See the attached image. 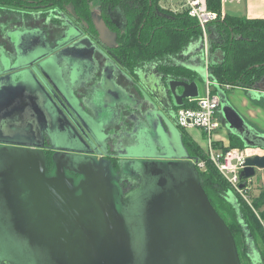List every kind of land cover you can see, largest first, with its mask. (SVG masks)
<instances>
[{
    "label": "water",
    "instance_id": "95a60500",
    "mask_svg": "<svg viewBox=\"0 0 264 264\" xmlns=\"http://www.w3.org/2000/svg\"><path fill=\"white\" fill-rule=\"evenodd\" d=\"M61 15L74 31H78L77 34L70 35V41L83 36L82 39L89 43L90 37L84 30L67 14ZM95 22L103 27L101 31L107 26L102 20ZM207 46L209 47V43L206 45L203 39L196 49L201 51V64H184L186 69L196 74L195 80L160 77L154 88L146 84L141 76L132 77L124 70L118 58H112L113 66L108 68L109 75L107 74L106 79L111 87H115L116 96H120V93L124 98L134 95L127 92L119 82V77L124 78L141 96L140 101L151 106L152 109L146 115L157 113L154 118L149 119L155 134L150 148L159 146L164 152L153 154V157L162 159L155 161L154 166L143 164L138 167V175L143 177L139 188L124 196L118 192L119 186L113 181L111 166L90 162L78 163L87 167L85 173L80 172L79 165L73 170L74 166L66 167L59 162L56 165V177L46 176V161L43 164L40 162L41 171H32L38 182H33L29 176L31 171L26 175L29 178L21 177L23 166L26 165L19 158L13 165L0 171L2 186L6 190V194L3 193L5 209L0 210V221L4 218L11 222L9 226L1 227V231H4L2 238L7 232L12 239L28 240L42 252L47 262L51 261L53 264H242L233 231L211 204L202 186L199 170L193 161L197 157H193L187 147L176 139L181 135L177 128L176 109L184 107L187 99L200 95L199 82H204L207 78L213 80L208 72L209 65L223 62L224 55L219 51L211 54L212 51L210 47L208 51ZM99 49L107 54L104 47L100 46ZM32 55L35 58L19 61L18 65L14 63L0 72V80L5 77L2 74L7 73L16 76L18 73L34 71L48 76L46 64L54 61L55 57L50 55L48 59L45 54ZM215 87L223 117L234 131L246 145L264 148V136H255L252 131L247 130L224 89L218 83ZM48 100L51 102L49 97ZM77 116L79 118L78 114ZM54 147L56 148V142ZM169 148H172L171 152ZM75 149L83 151L77 145ZM181 149H184L183 153ZM54 160H57V156ZM66 168L81 174V178L72 179L71 182L67 179ZM257 169H264V155L245 158L244 168L240 173L244 179L241 187L247 179L256 176ZM95 173H98V178L92 176ZM17 177H21L20 181L15 180ZM43 189L48 190V201H41V197L37 195ZM28 192L36 194L39 199L27 207L18 204L17 195L24 197ZM58 193V196L54 195ZM228 195V201L236 208L247 242L257 250L258 258V247L241 213L240 204L233 192ZM58 201L60 203L57 204ZM138 206L141 210L138 215H133L131 210ZM41 254L29 257L28 261L7 256H1L0 259L6 261L4 264H45L39 256Z\"/></svg>",
    "mask_w": 264,
    "mask_h": 264
},
{
    "label": "flooded vegetation",
    "instance_id": "af4514ba",
    "mask_svg": "<svg viewBox=\"0 0 264 264\" xmlns=\"http://www.w3.org/2000/svg\"><path fill=\"white\" fill-rule=\"evenodd\" d=\"M4 1L0 0V72L14 63L18 65L19 61L35 58L32 54H45L48 59L52 55L55 60L46 64L48 76L34 71L16 76L2 74L5 77L0 80V171L20 158L26 165L21 177L29 178L26 175L31 171L30 180L38 182L32 171H41L40 162L46 161V176L55 177L59 162L66 167L74 166L73 170L80 162H90L111 166L113 181L124 196L139 188L143 177L138 175V167L142 164L154 166L155 161L162 159L153 157L154 149L150 148L155 134L149 119L157 113L146 115L151 106L140 101L141 96L129 83L125 88L134 95L124 98L120 93L117 97L115 87H111L106 79L108 68L113 66L112 58H117L111 50L108 34L112 25H123L120 13L109 9L107 26L102 31L103 27L96 22L94 28L75 22L90 37L88 43L83 36L70 41V35L78 31L64 21L56 5H46V0H12V4L2 3ZM163 2L158 0L160 6ZM101 9L100 4L98 11ZM57 18L61 20L57 21ZM100 46L107 54L99 49ZM177 128L181 133L180 137L175 136L178 143L187 147L191 154L186 134ZM75 145L83 151L76 150ZM163 150L161 148V153ZM142 153L146 155L141 156ZM56 156L57 160H54ZM79 166L80 172L85 173L87 167ZM73 170H65L71 182L81 178V174ZM92 176L98 178V173ZM3 193L6 194V190L0 179V210L5 209ZM37 195L41 201H48V190L43 189ZM37 195L28 192L24 197L19 194L16 198L18 204L27 207L39 199ZM9 224L11 222L4 218L0 221L1 227ZM244 236L245 243L250 245L245 232ZM11 239L7 232L5 237L0 236V257L28 261L37 252L42 253L24 238L14 239V243ZM250 246L255 257L252 263L260 264L257 250ZM5 262L0 259V264Z\"/></svg>",
    "mask_w": 264,
    "mask_h": 264
},
{
    "label": "trees",
    "instance_id": "16d2710c",
    "mask_svg": "<svg viewBox=\"0 0 264 264\" xmlns=\"http://www.w3.org/2000/svg\"><path fill=\"white\" fill-rule=\"evenodd\" d=\"M94 2L95 0H46V5H56L61 14H67L74 22L94 28L97 19L92 8ZM99 2L102 8L99 11V20L107 22L109 9L119 12L122 16L124 21L122 26L110 25L114 36L111 50L116 54L124 70L132 77L138 78L145 70L152 69L161 79L171 77L193 81L197 78L196 74L184 67L185 63H191V59L196 56L193 52L194 47L203 42V33L196 19L185 12L174 13L165 9L158 4V0H99ZM2 3L13 2L5 0ZM210 7L220 10L221 4L214 1L210 3ZM60 20L57 18V21ZM210 30L213 32L208 42L211 51H219L224 55L222 63H211L208 67L209 75L216 83L223 87L229 84L233 87L253 88L264 78V18L226 14L223 20L213 22ZM197 54L200 57L201 52L197 51ZM190 105L192 104L187 99L184 106ZM232 143L233 146H240L241 142ZM241 146L247 147L243 143ZM188 147L193 157H203L202 147L195 145L193 141L188 142ZM194 150L197 153L194 154ZM199 175L211 204L233 231L236 240L239 236H241L239 239H243L237 240L239 245L245 243L244 231L236 208L227 201L229 192L237 195L241 213L253 234L255 244L258 243L259 237L264 244V230L250 204L231 189L219 170L209 163L207 169L199 170ZM217 200L224 201L226 207L220 208ZM252 202L255 209L263 207L264 190ZM226 215L231 217V221L227 220ZM247 247L245 244L242 252L247 253ZM247 254L250 264H253L254 260L249 253ZM259 254L257 259L264 264V252L259 250Z\"/></svg>",
    "mask_w": 264,
    "mask_h": 264
},
{
    "label": "built area",
    "instance_id": "2783aa9c",
    "mask_svg": "<svg viewBox=\"0 0 264 264\" xmlns=\"http://www.w3.org/2000/svg\"><path fill=\"white\" fill-rule=\"evenodd\" d=\"M214 1L221 4L220 10H214L210 7V3ZM227 2L237 3L241 2V0H164L162 6L174 13L185 12L191 18L196 19L203 33L205 44L207 45V27L215 21L224 19L227 14L225 8V3ZM230 86L229 84L224 85L225 89ZM204 90L197 98L188 99L192 105L177 109V125L183 130L199 127L206 134L204 146L205 155L193 159L198 170H205L209 163L215 166L230 185L231 189L250 204L264 230V217L254 208L253 203L247 197V193L251 189L249 183L252 178L247 179L245 185L241 187L244 179L241 178L240 174L244 168L245 158L264 155V149L248 146L244 150H240V148L230 146L229 143H224V140L219 142L217 139V131L221 125L219 113L221 103L217 89H215V82L207 78ZM257 149L261 150L262 153H257Z\"/></svg>",
    "mask_w": 264,
    "mask_h": 264
},
{
    "label": "crops",
    "instance_id": "0c3cea01",
    "mask_svg": "<svg viewBox=\"0 0 264 264\" xmlns=\"http://www.w3.org/2000/svg\"><path fill=\"white\" fill-rule=\"evenodd\" d=\"M259 2L264 3V0H258ZM250 5L253 4L254 0H248L247 1ZM227 11V10H226ZM96 13V21H99V11L95 12ZM227 14H231V15H242V13H230L227 11ZM245 16V15H242ZM246 17L249 18H264V11L258 14H252V15H246ZM101 21V20H100ZM108 38L110 40V42L113 43V36L112 33H110V35L108 34ZM199 48L198 46L194 47V53H196L191 60V63H195L194 65H198L202 63V54L199 55L197 54L196 49ZM199 51V50H198ZM201 52V51H200ZM215 52H211V54H213ZM210 58V57H208ZM206 64V62L204 63V65ZM206 72H207V67H206ZM120 78V82L122 85H126L128 82L127 80H125L124 78ZM141 78H143L146 82V84H148L150 87H153L156 85H158V81L160 79V77L157 75L156 72H154L152 69L149 70H145L142 73ZM261 83V87L258 86H254L253 88H245V87H237V88H233V89H225V87H223L222 85L221 88L224 89L229 102L232 104V106L234 107L235 111L238 113L239 117L242 118V121L244 123V127L249 130L252 131V133L256 136V135H262L264 136V128L261 127V125H259V120L258 118H263L264 121V78L261 79L259 81ZM205 83V81H204ZM217 83L215 82V85ZM216 89V87H215ZM234 90V91H233ZM218 93V91H217ZM220 118L222 121L225 122L224 118H223V114L220 111ZM223 118V119H222ZM227 122V121H226ZM225 122V123H226ZM230 129L227 128L223 129V130H218L217 131V139L219 142H222V140H224V143L228 144L229 141L231 140V136H234L238 139V141H240L241 143H244V140L240 137V135H238V133L236 131H234L233 127L230 125V123L228 122ZM192 129V128H191ZM191 129H181L180 130L186 134V137L188 139V141H193L195 143V145L202 147L200 141H198L197 138H195V136L193 135V133H190ZM203 133V131H202ZM205 136V133H204ZM231 142V141H230ZM246 145V144H245ZM248 147V145H247ZM249 147H261L259 145L256 146H249ZM203 149L205 148L204 146L202 147ZM264 149V148H263Z\"/></svg>",
    "mask_w": 264,
    "mask_h": 264
},
{
    "label": "rangeland",
    "instance_id": "374dc122",
    "mask_svg": "<svg viewBox=\"0 0 264 264\" xmlns=\"http://www.w3.org/2000/svg\"><path fill=\"white\" fill-rule=\"evenodd\" d=\"M248 0H241V2H235V3H231V2H227V3H225L226 5H225V8H226V10L228 11V12H230V13H242V15H252V14H258V13H261V12H263L264 11V3H262V2H259L258 0H254V2H253V4H249L248 2H247ZM92 8H93V10H94V12H98V10L100 9V4L98 3V1L97 0H95V2L92 4ZM210 26L211 25H209L208 27H207V33H208V41H209V38H211L212 37V31L210 30ZM208 47V46H207ZM208 49V51H209V47L207 48ZM13 65V64H12ZM204 86H205V83L204 82H199V88H200V90H201V92L203 93L205 90H204ZM256 86H258V87H261V83L260 82H258L257 84H256ZM233 88H237V87H233V86H230V87H228L227 89H233ZM234 91V90H233ZM224 118V117H223ZM222 118V119H223ZM224 120H225V118H224ZM258 120L260 121L259 122V125H261V127L262 128H264V121H263V118H258ZM227 120H225V122H226ZM224 121H222L221 120V125H220V128L218 129V130H223V129H226L227 128V126H228V128L230 129V127H229V124H228V121L225 123ZM264 130V129H263ZM190 133H193V135L195 136V138H197L198 139V141H200V143H201V145H202V147L203 146H205V141H206V134H205V136H204V133H202V130L198 127V128H192L191 129V131H190ZM231 141V142H230ZM229 141V145L230 146H232V147H237V148H240V150H244L245 149V147H242L241 146V143H240V141H238V139L236 138V137H234V136H231V140ZM232 142H235V143H240L239 145L241 146H233L232 144ZM152 149H154V153L155 154H160L161 153V148L158 146L157 148H152ZM196 150V149H195ZM194 150V151H195ZM204 150V152H203V156L205 155V149H203ZM169 151L171 152L172 151V148L170 149L169 148ZM181 152L183 153L184 152V149H181ZM252 152H254V151H252ZM257 153H259V154H261L262 153V151L261 150H258L257 149V151H256ZM255 152V153H256ZM194 154L195 153H197L196 151L195 152H193ZM143 165V164H142ZM141 166V165H140ZM207 169V168H206ZM256 176L255 177H253L252 178V180H251V182L249 183V186H250V190H249V192L247 193V197H248V199H249V201L250 202H252L253 201V199L255 198V197H258V195L261 193V191L262 190H264V169H257V171H256ZM237 196V195H236ZM239 196V195H238ZM240 198H242V197H240ZM243 199V198H242ZM216 200V199H215ZM243 201H245V199H243ZM246 202V201H245ZM217 203L218 204H220V208H225L226 207V204L224 203V201H218L217 200ZM248 203V202H247ZM253 203V202H252ZM231 206V205H230ZM229 206V207H230ZM233 209V208H232ZM251 209H252V207H251ZM256 209H257V211H259V213L261 214V216H263V213H264V206L263 207H261V208H257L256 207ZM141 210V208H139V206L136 208V209H132L131 210V212H132V214L133 215H138L137 213L139 212ZM253 210V209H252ZM230 211H231V209H230ZM234 211V210H233ZM1 211H0V218H1ZM223 213H224V211H223ZM140 215V214H139ZM226 217H228V219L227 220H229V221H231L230 219H231V217L229 216V215H226ZM264 217V216H263ZM142 226V225H141ZM239 228H240V225H239ZM241 229V228H240ZM2 229H1V226H0V236H2V232L3 231H1ZM243 232V231H242ZM144 234H145V232H144ZM239 237H241V236H239ZM239 237H238V239L237 240H243L242 238H240L239 239ZM11 239V238H10ZM235 240H236V238H235ZM236 240V245H238V250H239V257H240V255H241V257H242V260H243V264H250V259L248 258V254L247 253H249V256L251 257V259H255V257H254V254H253V251L251 250L252 248H251V246L250 245H247L246 243H242L241 244V246L239 245V243H238V241ZM244 241H245V236H244ZM11 242L12 243H14L15 242V240L14 239H11ZM240 242V241H239ZM245 244L248 246L247 248H246V250H247V253L245 252H242L244 249H245ZM257 245H258V249L259 250H261V251H263L264 252V244H263V242H262V240H261V238L259 237V239H258V243H256ZM244 246V247H243ZM242 248V249H241ZM258 250V251H259ZM242 253V254H241ZM259 253V252H258ZM36 254H41V253H39V252H37ZM45 254V253H44ZM40 256V258L42 259V261L45 263V264H53V262L51 263V261H48L47 262V258H45V256L43 255V254H41V255H39ZM259 256H260V254H259ZM261 264V263H260Z\"/></svg>",
    "mask_w": 264,
    "mask_h": 264
}]
</instances>
